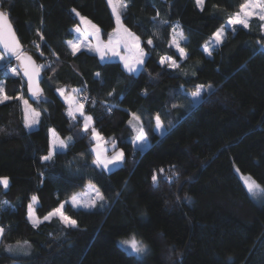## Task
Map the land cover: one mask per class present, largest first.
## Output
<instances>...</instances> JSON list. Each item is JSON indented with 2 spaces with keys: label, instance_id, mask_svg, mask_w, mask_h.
<instances>
[{
  "label": "trees",
  "instance_id": "1",
  "mask_svg": "<svg viewBox=\"0 0 264 264\" xmlns=\"http://www.w3.org/2000/svg\"><path fill=\"white\" fill-rule=\"evenodd\" d=\"M244 3L205 0L201 10L195 0H127L122 22L146 52L144 70L135 75L119 60L103 61L87 50L73 55L67 45L79 24L72 9L108 37L116 24L107 0H5L0 5L24 49L37 61L51 60L43 70V94L33 98L20 73H12L13 61L4 58L0 65V85L13 98L0 104V176L9 177L7 189L0 185V264H264V203L251 198L236 171L264 185L263 21L254 16L248 28L229 29L213 57L203 52ZM175 24L185 33L187 59L170 46ZM164 56L178 61L179 69L161 65ZM207 84L213 85L211 91L190 106L182 90ZM62 86L88 94L85 113L104 138L123 149L120 166L108 171L93 164L91 129L84 131L83 119L68 115L56 92ZM19 96L40 112L34 129L25 127ZM131 113L141 118L146 147L133 143L137 131L128 123ZM157 114L165 125L162 135L155 129ZM50 129L72 140L45 162ZM88 183L104 194L103 208L66 202L64 213L77 227H66L59 217L33 227L28 218L33 196L36 214L43 217ZM133 233L149 246L145 258L117 244Z\"/></svg>",
  "mask_w": 264,
  "mask_h": 264
},
{
  "label": "snow or ice",
  "instance_id": "2",
  "mask_svg": "<svg viewBox=\"0 0 264 264\" xmlns=\"http://www.w3.org/2000/svg\"><path fill=\"white\" fill-rule=\"evenodd\" d=\"M4 3L5 0H0V5H3ZM107 3L111 7L112 14L115 16L116 20V27L113 29V32L108 34L107 43L99 40L100 28L96 24H94L87 17L81 16L80 13L76 11V9H72V12H74L76 16L80 18L81 23L84 25V32H81L80 27H76L74 31L77 33H81V36L77 38V42H73L71 40L67 41L68 47L71 48L72 54L75 55L80 51V40L86 38V34L91 35L97 40V46L94 50L100 53L101 60H104L107 57V53L111 52V55L113 57L120 58V60L123 62L124 70H126L128 73L135 75L138 72H142L145 65V52L144 49L140 46V37L129 31L128 28L124 27L121 21V10L127 8V0H107ZM195 3L197 7L203 10L205 0H195ZM118 5L120 6L119 8ZM255 9H259L260 11L256 12ZM157 15H159V13H157ZM254 15L257 16L260 21H264V0H246V3L240 5L239 12L231 16L228 19L227 23L228 25H242L244 28H248L249 19ZM224 32V28L217 30L213 34L211 42L214 44L222 43L224 39ZM173 33L174 35L170 46H175L177 52L179 53V58L187 59L188 54L185 49L180 46L179 43L180 40H185L186 37L184 36L182 31L177 32L176 29H173ZM37 35L40 36L41 40L44 39L39 29H37ZM33 43L35 44V42ZM147 43L151 45L153 42L151 39H149ZM0 45L3 46V49L6 53L15 56V58L20 61L21 67L23 69V75L27 77V88L29 93H31L32 97H39L41 94V89L39 86L41 80L40 72L42 68H45L47 66L37 65L35 61H33L31 56L21 55V45L17 38L16 32L10 22L9 12L7 10H3L2 8H0ZM36 46L39 47V45ZM88 50L92 51L93 49L89 46ZM121 51H123L125 54L121 55ZM204 52H206L209 56H211L212 54L207 44L204 46ZM41 55H43V53H41ZM2 59L3 56H0V60ZM159 63L161 65L167 64V67L172 69H179L180 67L177 61L174 60L171 56L161 57ZM11 71L13 74L19 75L17 69L13 68ZM95 75L99 77L100 73H96ZM193 75H195V73H193ZM208 89H211V85L208 86ZM57 91L61 96L65 97L66 102L69 104L68 115L75 119V113L79 112L80 116L84 118V131H87L89 128V124L92 121V117L85 116L84 104L81 103L78 99H75L71 94L65 95V90L62 88L57 89ZM83 91L84 89H72V93H75L77 95H79ZM204 91H206V89L203 85H197L195 87V91L190 92L189 95L193 98V101H197L201 98ZM109 95H112V93H109ZM11 99L13 98L6 95L4 87L0 85V104H4L6 101H9ZM15 99L22 100L23 98L15 97ZM87 99L88 97L85 96L84 100ZM23 103L26 106L24 118L25 127L32 128L39 122L38 118L40 116V112L36 111L35 109H31L30 106H28L27 100H23ZM92 103L95 104V101L93 100ZM172 107L175 108L177 107V105H173ZM107 110L111 111V108L109 107ZM131 116L132 119L128 121L130 125H133V121L140 122L141 118L136 113H131ZM163 127L164 125L161 117L159 114H157L155 116V129L162 130ZM133 130L137 131V128L134 125ZM0 131L3 130L0 129ZM49 131L54 138L50 141L48 154L41 157V160L45 162L52 161L53 156L57 152H62L64 149H66L68 147V142L72 140L71 136L67 138V141L60 139L54 129H50ZM138 132L139 134L133 138V143L138 144L141 148H143L145 146L147 137L142 124L140 125ZM92 133L95 139H97L98 141L101 139L99 133L96 132L94 128L92 129ZM93 151H96L97 153V158L93 160V164H95L97 167L102 166L104 170L111 171L109 165L115 166L122 164L125 159V154L123 151L115 152V154L110 157L102 156L100 151L97 149H93ZM104 151L106 152L107 149H105ZM164 171L165 170L163 168L159 169V172L161 174H163ZM236 171L239 172V169L237 168ZM41 175H43V173H41ZM172 176L178 177L179 173L173 172ZM172 176H167L165 177V179L171 181ZM151 179L153 186L156 187L158 185V177L156 172H153ZM243 179L249 193H252L255 190L261 188V186L255 180L251 179V177H245ZM0 185H2L4 189H7L9 187V177L0 176ZM90 190L94 191L95 194L94 196L86 199H81L80 196L73 195L71 197L72 207L84 209H93L98 205L100 207H103V202L105 201L104 194L99 189L95 188L94 185H90ZM179 199L180 197H177V200ZM185 199L189 198L185 196ZM36 200L37 197L33 196V203L28 205V218L31 221L33 227H36L39 225V223H41L39 219L34 218L33 216V204L36 202ZM0 206H2V204H0ZM63 208L64 204L62 203L58 208L53 210V212L49 213V215L45 216L43 219L48 220L52 216H59L60 221L66 227H77V221L67 216L64 213ZM3 232L4 228L0 227V234H2ZM121 243L123 245L129 246L131 250L137 255L145 254L149 250L148 245L143 241L138 240L135 235H133L128 240L121 241Z\"/></svg>",
  "mask_w": 264,
  "mask_h": 264
},
{
  "label": "rangeland",
  "instance_id": "3",
  "mask_svg": "<svg viewBox=\"0 0 264 264\" xmlns=\"http://www.w3.org/2000/svg\"><path fill=\"white\" fill-rule=\"evenodd\" d=\"M120 6L118 5V8H119ZM111 8V7H110ZM124 11V9H122L121 10V21H122V12ZM255 11L256 12H259L260 10L259 9H255ZM239 12V11H238ZM237 13V12H236ZM82 16V15H81ZM114 16V15H113ZM255 16V15H254ZM254 16H252V17H254ZM85 17V16H84ZM251 17V18H252ZM250 18V19H251ZM89 19V18H88ZM114 19H115V16H114ZM250 19H249V21H250ZM90 20V19H89ZM228 21V20H227ZM94 23V22H93ZM123 23V22H122ZM95 24V23H94ZM115 24H116V20H115ZM97 25V24H96ZM124 25V24H123ZM98 26V25H97ZM76 27H80L81 28V32L83 33L84 32V25L81 23V21H80V23L79 24H77L76 26H74L73 27V29H75ZM99 27V26H98ZM115 27H116V25H115ZM125 27V26H124ZM238 27H243L242 25H228V23L226 22V24H224V25H222L219 29H221V28H224L225 29V32H224V37L226 36V33H227V31L230 29V30H233V31H235ZM173 29H176L177 30V32H179V31H182L183 32V34H184V36H185V33H184V31H183V29L180 27V26H178V25H173ZM173 29H172V37H171V40H170V45H171V41H172V38H173V35H174V33H173ZM218 29V30H219ZM262 30H263V33H264V21H263V25H262ZM130 31V30H129ZM76 33V37H75V39H73V42H77V38L78 37H80L81 36V33H77V32H75ZM133 33V32H132ZM136 35V34H135ZM212 38H213V36L212 37H210V39L203 45V52H204V46L207 44L208 45V47H209V50L211 51V56H209L206 52H204V54L206 55V56H209V57H213L214 55H215V53H216V51H217V47H218V45L219 44H214V43H212L211 41H212ZM99 40L100 41H103L104 43H107V41H108V37L107 38H104L103 36H102V33H101V31H100V33H99ZM185 40H180L179 41V43H180V46L182 47V42H184ZM140 43H141V40H140ZM80 45H81V48L80 49H86L87 51H89L88 50V47L90 46L93 50L92 51H89V52H93V53H98V52H96L94 49L96 48V46H97V40H96V38L95 37H93V36H91V35H87L86 34V38H84V39H81L80 40ZM140 46H141V44H140ZM175 50H176V48H175V46H172ZM142 48V47H141ZM177 51V50H176ZM144 52H145V50H144ZM123 51H121V55H123ZM0 56H3L1 53H0ZM99 56H100V53H99ZM164 57H166V56H164ZM4 56H3V59L2 60H0V65H3V63H4ZM116 58H119V57H113L112 55H111V52H108L107 53V57L103 60V61H105V60H116ZM100 59H101V56H100ZM174 59V58H173ZM175 60V59H174ZM177 63L179 64V62L177 61ZM209 85H211V89H212V84H207V85H203L204 87H205V89H206V91H204L203 93H202V96H201V98L199 99V100H197V101H193V98L189 95V93L190 92H192V91H195V90H191V91H189V90H185V89H183L182 90V94L184 95V96H187V98H188V101H189V105L190 106H194V105H196L202 98H203V95L204 94H206V93H208V92H210L211 91V89H208V86ZM62 89H64L65 90V95H68V94H71L75 99H78L81 103H83L84 104V102L85 101H83V100H81V98H80V96L79 95H77V94H75V93H72V89H78V87H74V86H71L70 87V89H67L66 87H61ZM57 89H60V87L59 88H57ZM57 89H56V92H57V94L63 99V101L67 104V106L69 107V104L66 102V100H65V97L64 96H61L60 94H59V92L57 91ZM19 97H22V96H19ZM23 99L21 100V104H22V110H23V121H24V118H25V108H26V106L24 105V103H23V100H27L28 101V99L27 98H24V97H22ZM191 102V103H190ZM28 106H30V108L31 109H35L33 106H32V104L28 101ZM36 110V109H35ZM37 111V110H36ZM69 111V110H68ZM77 113L78 112H76L75 114V117H77L78 115H77ZM79 114V113H78ZM85 116H90L89 114H85ZM38 120H39V118H38ZM24 124H25V121H24ZM83 125H84V121H83ZM93 125V120L90 122V124H89V126H92ZM133 125L137 128V130L139 129V127H140V125H139V123L137 122V121H133ZM163 125H164V123H163ZM38 126V123L37 124H35L32 128H27L28 130H31V129H34V128H36ZM92 128H94V126H92ZM95 129V128H94ZM96 130V129H95ZM157 131V133L158 134H160V135H162L164 132H165V125H164V127H163V129L162 130H156ZM96 132H98L97 130H96ZM138 132V131H137ZM99 133V136L102 138V134H100V132H98ZM138 134H139V132H138ZM58 136V135H57ZM59 137V136H58ZM91 137L95 140V141H98L97 139H95L94 137H93V133L91 132ZM54 137H52V135H51V133H50V141L53 139ZM60 138V137H59ZM61 139V138H60ZM112 143V142H111ZM148 144H149V142H148V138L146 139V143H145V146H148ZM138 145V144H137ZM139 146V145H138ZM140 147V146H139ZM94 149H97V150H99L100 151V153H101V155L102 156H112V155H114L115 154V152H118V151H123V149H121V148H114V147H111V151H102L101 149H100V147H98V143L96 144V146L94 147ZM124 152V151H123ZM94 153H95V156H96V158H97V153H96V151H94ZM125 154V153H124ZM54 157V156H53ZM121 164H119V165H109V168L112 170V169H114V168H116V167H118V166H120ZM102 167V166H101ZM238 173V175H239V177H240V179H241V181L243 182V184H244V179L243 178H245V177H251V179H253V180H255L260 186H261V188L260 189H257V190H255L254 192H252V193H249L250 194V196H251V198L255 201V202H257V203H259V204H262V203H264V185H262V184H260L255 178H253V176H251L250 174H246V173H242V172H237ZM90 185H94L95 186V188H97V186L95 185V184H93V183H88L87 185H86V187L84 188V189H82V190H79V191H77V192H75V193H73L69 198H68V200H66L65 202H63V204H65L66 202H69L70 204H71V197L73 196V195H78V196H80V198L81 199H86V198H89V197H91V196H94V191H91L90 190ZM244 186H245V184H244ZM246 187V186H245ZM98 189V188H97ZM247 189V188H246ZM248 191V190H247ZM33 202H32V199H31V201H30V203L29 204H32ZM104 203V206H105V204L107 203L106 202V200L103 202ZM37 204H38V199L36 200V202L33 204V216H34V218H37V219H39L41 222H44V221H49V220H51L52 218H54V217H59V216H52V217H50V219H48V220H44L43 218L45 217V216H48L49 215V213H51V212H53V210L51 211V212H49L48 214H46L45 216H43V217H40V216H38L37 214H36V211H35V209H36V206H37ZM61 205V204H60ZM103 206V207H104ZM59 207V206H58ZM57 207V208H58ZM103 207H100L99 205L96 207V208H93V209H100V208H103ZM64 209V208H63ZM82 209H84V208H82ZM55 210V209H54ZM64 211V210H63ZM28 212H29V209H28ZM30 221V220H29ZM31 222V221H30ZM1 235V234H0ZM133 235H135L136 236V238L138 239V240H141V241H143L145 244H147L143 239H141L140 237H138L136 234H130V235H128V236H124V237H120V238H118L117 239V244L122 248V249H124L125 251H127L128 253H131V254H134L135 256H137V257H139V258H145L146 256H147V254H148V252H149V250L147 251V253H145V254H142V255H137L136 253H134L132 250H131V248L129 247V246H127V245H123L122 243H121V241H124V240H128V239H130ZM148 245V244H147ZM148 249H149V246H148Z\"/></svg>",
  "mask_w": 264,
  "mask_h": 264
},
{
  "label": "water",
  "instance_id": "4",
  "mask_svg": "<svg viewBox=\"0 0 264 264\" xmlns=\"http://www.w3.org/2000/svg\"><path fill=\"white\" fill-rule=\"evenodd\" d=\"M10 22H11V24H12V26H13V29L15 30L14 25H13V23H12L11 20H10ZM15 32H16V30H15ZM16 35H17V38H18V40H19V42H20V45H21V55H23V56H31L32 59H33V61H35V63H36L37 65H39V64H38V61H37V60H36V59H35V58H34L29 52H27V51L24 49V46L22 45V43H21V41H20V39H19V37H18L17 32H16ZM0 53H2V55H3L5 58H7V59L13 61L15 68H16L17 71L20 73V75H21L22 79L25 81V83H26V87H27V77H25V76L23 75V69H22V67H21V63H20V61H18V60L15 58V56H12L11 54L6 53V52L4 51L2 45H0ZM40 77H41V80H40V85H39V86H40V89H41V94H40V95H42V94H43L42 81H43V78H44V74H43V70H42V69H41V72H40ZM27 90H28V88H27ZM28 93H29V91H28ZM29 95H30V97H32L31 93H29ZM32 98H33V97H32Z\"/></svg>",
  "mask_w": 264,
  "mask_h": 264
},
{
  "label": "crops",
  "instance_id": "5",
  "mask_svg": "<svg viewBox=\"0 0 264 264\" xmlns=\"http://www.w3.org/2000/svg\"><path fill=\"white\" fill-rule=\"evenodd\" d=\"M79 23H80V18H79ZM226 24V23H225ZM72 31H73V33H74V36H73V38L72 39H70L71 41H73V39H75V37H76V33H75V31H74V29L72 28L71 29ZM111 32H113V30L111 31ZM110 32V33H111ZM137 36V35H136ZM69 41V40H68ZM141 44V43H140ZM141 47H142V45H141ZM71 49V48H70ZM80 50H86V49H80ZM72 51V50H71ZM95 54H97L98 56H99V53H95ZM125 53H123V55H124ZM99 58H100V56H99ZM145 58H146V52H145ZM116 60H119L120 62H121V64H122V66H123V62L120 60V58H116ZM64 87H66V86H64ZM67 88V87H66ZM67 89H70V88H67ZM67 105V104H66ZM68 110H69V107L67 106V113H68ZM79 113V112H78ZM77 113V115H78V117H81L80 116V114H78ZM84 114H86L85 113V110H84ZM76 115V114H75ZM73 118V117H72ZM82 119H83V121H84V118L83 117H81ZM93 120V119H92ZM139 125H141V123H139ZM92 126H94V123H93V125ZM92 126H89V128L88 129H91V132H92ZM96 129V128H95ZM97 130V129H96ZM98 131V130H97ZM138 131V130H137ZM137 135H138V132H137ZM136 135V136H137ZM95 141V140H94ZM98 143V147H100V149L104 152V150L105 149H107V151H111L112 149H111V147H114L115 148V146H116V144L115 143H111L110 142V139H106V138H104V136H102V138L99 140V141H95V145H94V147L96 146V144ZM136 147H139L137 144H134ZM144 147H146V146H144ZM0 239H1V235H0Z\"/></svg>",
  "mask_w": 264,
  "mask_h": 264
},
{
  "label": "built area",
  "instance_id": "6",
  "mask_svg": "<svg viewBox=\"0 0 264 264\" xmlns=\"http://www.w3.org/2000/svg\"><path fill=\"white\" fill-rule=\"evenodd\" d=\"M38 64H39V65H46V66H49V65H51V60H50V59L41 60V61H38ZM45 68H46V67H45ZM45 68H42V70H44ZM80 89H82V88H80ZM79 96H80L81 100L86 101V100H84V97H85V96L88 97V94H87L85 91H83L82 93L79 94Z\"/></svg>",
  "mask_w": 264,
  "mask_h": 264
}]
</instances>
